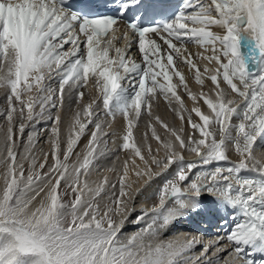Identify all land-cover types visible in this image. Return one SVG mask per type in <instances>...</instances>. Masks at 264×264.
Listing matches in <instances>:
<instances>
[{
  "label": "snow or ice",
  "instance_id": "1",
  "mask_svg": "<svg viewBox=\"0 0 264 264\" xmlns=\"http://www.w3.org/2000/svg\"><path fill=\"white\" fill-rule=\"evenodd\" d=\"M115 4L117 15L81 19L64 7V0H0V88L5 89L10 105L4 112L7 125L0 130V264H217L207 255L209 246L214 247L213 257L222 251L216 242L205 245L201 256L190 257L187 253L199 243L195 238L160 239L176 217L197 206L203 193L233 209V224L226 237L233 245L228 253L233 258L224 264H238L246 250L264 254V160L253 154L257 139L264 142V0H187L175 18L147 26L141 17L160 13L153 0H115ZM73 22L78 24L75 30ZM120 22L125 23V30L118 36ZM212 27L221 31L214 32ZM149 33L162 40L167 50L157 39H147ZM116 41L125 46L117 47ZM133 42L141 53L140 63L129 57ZM188 44L210 53H200L199 58L207 61L203 74L215 85V100L203 92H192L177 67L176 61L182 60L194 70L196 82L203 85L198 63L190 53L184 54ZM65 45L70 48L65 49ZM211 64L215 68L208 67ZM46 77L55 79L58 88L41 87ZM174 77L178 83H173ZM89 79L102 94L106 114L113 118L120 114L127 122L122 150H132L147 169L137 171V176L151 179L176 166L175 179L164 180L158 204L137 217L135 223L143 226L131 236L122 232L126 217L119 218L127 207L128 161L117 183L104 177L90 186L87 179L82 180L89 176L96 157L103 155L98 149L106 145L104 137L108 135L96 122V99L80 103ZM222 82L230 92L221 87ZM180 86L194 104L190 110L178 94ZM66 88L74 98L71 103L78 108L69 126L66 148L62 152L60 116L49 112L48 118L56 125L51 129L54 163L43 172L47 154L38 170L35 158L26 153L23 159H30V165L25 175L24 163L15 150L16 138L25 133L24 121H34L49 109L62 107ZM231 93L243 104L230 98ZM157 94L178 104L179 118L187 120L191 131L182 136L183 128L179 132L169 129L155 117L175 139L157 147L156 153L164 150L161 159L148 146L151 164L159 170L154 173L141 147L131 141L134 122L142 110L151 115V102ZM200 100L210 110L208 114L196 106ZM35 105L40 111L34 114ZM193 113L199 122L193 120ZM14 115L18 123L13 122ZM234 116L239 117V123L232 122ZM89 124L93 127L88 128ZM86 129L90 135L87 150L82 159L77 155L76 163L69 165L74 145ZM152 135L160 142L154 128ZM28 141L31 145V135ZM229 145L238 154V163L202 174L185 190L179 187L180 182L189 180L186 171L198 164L227 161ZM177 147L194 153L197 160L185 161ZM132 163L135 165L134 159ZM242 171H254L259 178L243 177ZM106 188L112 189L111 194ZM69 193L73 199L65 202ZM104 195L109 200L101 206L97 198ZM37 197L42 198L33 207ZM245 264L255 262L248 259Z\"/></svg>",
  "mask_w": 264,
  "mask_h": 264
},
{
  "label": "bare ground",
  "instance_id": "2",
  "mask_svg": "<svg viewBox=\"0 0 264 264\" xmlns=\"http://www.w3.org/2000/svg\"><path fill=\"white\" fill-rule=\"evenodd\" d=\"M180 4V7H181V11L183 10V6L184 4L187 2V0H177ZM208 0H201L202 3H207ZM189 11V10H188ZM73 27H74V30L78 28V24L77 22H73ZM117 27H119L120 31L117 33V35H122L124 30H125V24L124 23H119L117 25ZM212 31L214 32H220L221 30L219 28H216V27H212L211 29ZM129 38L131 39V33H129ZM157 39V42L161 44V47L162 49L164 50H167L166 49V45H164L163 41L160 40L159 38L157 37H154L151 33L148 35L147 39ZM175 42V41H174ZM116 46L117 47H124L125 44L123 41H116L115 42ZM191 45V46H190ZM179 46V45H178ZM187 47V52L184 53L185 55H188L189 53L191 54V56L193 57L194 61L197 62L199 64L200 61L202 62H205L204 64L206 65L207 64V61H204L202 59L199 58V54L200 53H204V49L202 47H198L196 45H192V44H188V46L186 45ZM128 53H129V57L131 59V61H135L137 63H140L141 60H142V56H141V53L138 51V48H137V45L135 44V42L132 43L131 47L128 49ZM114 51L112 53H110V55H114ZM205 55L207 54H210V53H204ZM134 56H136V59H134ZM137 60V61H136ZM181 62V64H180ZM176 64H177V67L180 71H182L185 75V78H186V81L188 84L192 83V76H194V70L190 71L189 68L187 66H185V64L183 63V61H180L179 59L176 61ZM200 65V64H199ZM202 65V64H201ZM212 65V68H214L215 64H211ZM209 65V66H211ZM181 66V67H179ZM204 67V66H203ZM202 74H203V69H202ZM123 74V73H122ZM204 75V81L207 82V85H208V88H207V96H209L210 98L212 99H216L215 97V85H213V83L207 79V75L206 74H203ZM192 77V78H191ZM175 78V77H174ZM178 79V78H177ZM191 79V80H190ZM195 79V78H194ZM54 81V79H53ZM174 81V80H173ZM46 82V78L43 82V84ZM177 82V81H176ZM43 84L41 85V87H43ZM89 85V83H88ZM88 85L85 87L87 88ZM92 86V84L90 85ZM125 87H128V84L125 83L124 84ZM221 87L225 89L226 92H230V89L227 87V85L225 83H221ZM83 88V89H85ZM92 88L94 89V87L92 86ZM195 87H193L194 89ZM200 88V87H199ZM181 89V88H180ZM196 89V88H195ZM184 90V89H183ZM199 90V89H198ZM201 90V89H200ZM34 91H36V89H34ZM192 91V90H191ZM196 91V90H195ZM202 91V90H201ZM99 92V90H98ZM179 92V91H178ZM195 93V92H194ZM197 93V92H196ZM38 94V93H37ZM233 95L235 93H232ZM236 95V94H235ZM237 96V95H236ZM232 97V95L230 96V98ZM73 98V97H72ZM233 98V97H232ZM237 99V98H236ZM240 98H238L237 100H239ZM165 100V99H164ZM186 100H187V104L192 107L194 105H192L193 103L190 102V99L188 97H186ZM102 103V102H101ZM168 103V102H167ZM241 103V101H240ZM155 104V103H154ZM171 104V103H170ZM169 104V105H170ZM160 105V104H159ZM167 105V104H166ZM174 105V104H172ZM199 105L201 107V110L203 112H205V114H208V112L210 111L208 108H207V105L203 102V100H201L199 102ZM242 105V104H241ZM1 106V105H0ZM97 106V105H96ZM153 106V105H152ZM156 107V105H154ZM164 106V105H163ZM176 106V105H175ZM171 107V106H170ZM169 107V108H170ZM177 107V106H176ZM101 109H104L103 108V105H100L98 107H96V112L97 113H100ZM154 109V108H153ZM173 109V108H172ZM50 110V109H49ZM1 111V109H0ZM40 111V108H39V105H35L34 106V114L35 113H38ZM153 113L157 112L158 113V110H152ZM155 111V112H154ZM163 111V110H162ZM161 111V112H162ZM156 113V114H157ZM166 113H168L166 111ZM187 113V112H186ZM160 114V113H159ZM154 115V114H153ZM177 115H179L177 113ZM159 116V115H158ZM169 116V115H168ZM187 116V114H186ZM44 117H47V114L42 117V119H36L34 121H31L32 124H28L29 126H32V131H33V134L31 133V137H32V142H31V145H29V141L27 142V144L24 146L23 150L21 151L20 153V156L18 157V160L20 162H23L25 164L28 163V165L25 166V173H27V169L29 168V165H30V159L25 161L23 158L25 156L26 153H30L31 154V157L35 158V160L37 159L38 157V154H39V150H40V147L42 146L41 143H43L42 141L44 140L45 138V131H48L46 130V128H44V131H41V127L44 126L49 123L47 119H43ZM166 117V116H164ZM147 118V117H146ZM49 119V118H48ZM65 119V118H64ZM162 119V118H161ZM180 119V118H178ZM238 119V118H237ZM68 120V121H67ZM66 121H64V131L65 133L69 131V126L71 124V120L67 119ZM166 120V118L164 119ZM193 120L196 121V122H199L198 118L197 117H194L193 116ZM239 121V120H238ZM165 123V121H163ZM168 123H170L171 125L169 126V129H175L177 130V132H179V130L181 128H184V132L181 134L182 136H185L184 133L187 131L188 129V134L190 133L191 129L189 128L188 126V122L187 120H185V124H183L182 122H180V120H176L174 119V123L170 122V117L169 119L167 120ZM166 122V123H167ZM237 122V121H236ZM44 124V125H43ZM126 120L121 116V115H116L115 118H112V119H108L106 121V129L110 131L113 130L114 133L117 134V140L116 141V144L117 142H120V140L122 141V137L123 135L125 134L126 132ZM147 122H143L142 119H139L138 121H135L134 122V126H133V143L135 142L137 144V146L141 147V150L142 151H145L149 145H152L155 143V138L153 137L152 135V130H150L149 128H147L146 126ZM160 125V124H159ZM28 126V127H29ZM102 126V125H101ZM184 126V127H183ZM43 128V127H42ZM103 128V127H102ZM103 132L105 131L104 128L102 129ZM159 130H163V128L161 129L159 126H158V129L157 131ZM157 131L155 130L156 134H157ZM166 131V130H165ZM109 132V131H108ZM145 133L147 134V137H145ZM167 133V137L164 139V140H167L169 138L171 139H175L174 137H171V134L170 132L166 131ZM111 134H112V131H111ZM187 134V135H188ZM52 136V135H51ZM89 138H90V135L89 133L88 134H84L83 136L80 137V139L78 140V144L76 146V149L73 151V154L72 156L70 157V160H69V165L73 164V163H76V158H77V155H79L81 157V159L83 158V155L85 154L86 150H87V145H88V141H89ZM219 138V137H218ZM163 140V141H164ZM81 141V142H79ZM121 143V142H120ZM119 143V144H120ZM158 143V142H157ZM177 145H178V142H175ZM122 144V143H121ZM258 144V143H257ZM111 145V144H110ZM158 145V144H157ZM122 146V145H121ZM160 145H158L159 147ZM43 147V146H42ZM113 147V146H112ZM117 147V146H116ZM101 148V147H100ZM115 148V146L113 147V149ZM157 148V147H156ZM116 149V148H115ZM262 149V148H261ZM101 150V149H100ZM177 151L181 152L182 150L183 151H187V156L186 157H189V156H193V158H195L194 156H196L194 153H191L189 152L188 150L186 149H179L177 147L176 149ZM107 151V150H106ZM124 151V150H123ZM130 151V150H129ZM128 151V152H129ZM161 153H164V150L163 148H161ZM182 151V152H183ZM258 151V148H257V145H254L253 146V153L255 155V152ZM111 152V151H110ZM127 152V151H126ZM144 153V152H143ZM108 154V153H107ZM124 154V153H123ZM122 154V155H123ZM147 156V155H146ZM228 156V160L227 161H231L233 160L234 162H231V163H237L239 161H236V159H239V156L238 154H229L227 155ZM121 160H120V163L122 164V166H124V162L125 161H128V176L125 180V183L128 184L129 186V189L126 190L127 192V195L129 196L128 197V204L127 207L125 208V211L123 213V216L122 217H119V218H125L126 217V220H125V224L122 228V232L125 234V231L127 232L128 230H130L131 228H136V226H140L141 224L139 223H135L136 221V217L134 216L136 214V212L139 210L138 207L139 206H136L135 205V199L136 197H138L139 194L141 193H145L146 195L148 194V197H153L155 195V193L157 192L156 189H157V184H158V187H159V184H160V180H157V179H149L147 176H144V175H141V176H137V171H140V172H146L147 169L144 167V164L143 162L140 160L139 157H134L132 155V150L129 152V153H125L123 156H121ZM259 157V156H258ZM102 158V157H101ZM192 158V157H190ZM234 158V159H232ZM135 160V165H133L132 163V160ZM259 159L261 160H264V156L263 158L259 157ZM146 160H149V164H150V158L146 159ZM41 161V160H40ZM39 161H37V168H39ZM97 165V164H96ZM108 164H106L105 166H107ZM226 165H230L229 162L223 164L222 166L220 167H225ZM138 166V167H137ZM108 167V166H107ZM120 167V166H119ZM151 167V166H150ZM228 167V166H226ZM95 168V167H94ZM101 168H104V167H101ZM100 168V169H101ZM123 168V167H122ZM93 169V168H92ZM121 169V167H120ZM122 170V169H121ZM0 171H2V169H0ZM196 171V170H195ZM205 171V170H203ZM122 172V171H121ZM192 172V171H191ZM194 173V172H193ZM205 173H207L205 171ZM92 174V173H91ZM89 175L87 178H83V179H87L90 186H95L96 184H99L100 182H102L103 178L104 177H107L109 179V181L111 182L112 180H110V177L112 175H110L108 173V171L104 170L102 173H93L92 175ZM199 174V173H198ZM204 174V173H202ZM27 175V174H26ZM122 175V173H120L119 177ZM193 174L191 173V175L189 176H192ZM200 175V174H199ZM241 176L243 177H255V178H259L257 173L254 172V171H242L240 173ZM194 176V175H193ZM196 176V175H195ZM200 177V176H198ZM194 177H192L193 179ZM82 179V180H83ZM112 179V177H111ZM139 179V180H138ZM195 180V179H194ZM190 181V180H189ZM180 188L182 186H184V184L181 185V182H180ZM109 189V188H108ZM184 189V188H183ZM182 189V190H183ZM140 197V196H139ZM201 198H198V201H197V206L195 208H191V209H188L186 212H188L189 214V217L190 218H186V214L182 215V216H178L176 217L172 222L171 224H169L167 226V230L168 232L167 235H170L168 237V240H174V239H191V238H200V241L202 242V239L205 240V243H206V239L208 237H212V238H215V241L217 240H220L219 242L221 241H227L226 237H227V234H228V231L231 229L232 227V224L230 226V228H227V227H223V226H220L219 224L220 223H217L216 226H214L216 228V232L214 233V228H211L213 224V221H214V217H217L218 214L220 213H224V214H228L229 216H232L233 214V209H231L230 207H228L225 203H223L222 201H220L218 198H216L215 196H211L209 193H203L201 196ZM42 197H37L36 201L33 202V207L35 206H38L39 204V201ZM107 198V197H106ZM143 198V197H142ZM67 199L65 198V201ZM99 200V199H98ZM105 200V199H104ZM103 200V201H104ZM107 200V199H106ZM125 200V199H124ZM126 200V201H127ZM138 200V199H137ZM138 201H141V200H138ZM143 201V200H142ZM144 202V201H143ZM170 202V201H169ZM172 203V201L170 202ZM101 204V203H100ZM158 204V202L156 203ZM142 204H140V207L143 208V206H141ZM151 207V206H150ZM147 208V207H146ZM144 209V208H143ZM212 209H215V211ZM145 210V209H144ZM147 210H149L147 208ZM140 211V210H139ZM204 212L208 215V218L206 219L208 221L207 223V226L209 227L210 230H212V235L208 236V234L210 232H208L207 234L206 233H203V231H199L197 229L193 230V228H202V226H205L204 223H201L202 221H205L204 219L201 220V215H203V213H199V212ZM142 212V210H141ZM185 212V213H186ZM142 214V213H141ZM140 214V215H141ZM232 214V215H231ZM139 215V214H138ZM137 216V214H136ZM186 219H190L191 221V224L189 225V223H185V220ZM232 219V217H231ZM188 222V221H187ZM189 225V226H187ZM186 228H190L192 230L188 231L186 230ZM132 230V229H131ZM134 231V230H132ZM163 234L164 231L162 232ZM214 233V234H213ZM166 235V236H167ZM225 238V239H224ZM167 240V239H166ZM209 240V239H208ZM211 240V239H210ZM217 240V241H218ZM210 242V241H209ZM209 242H207L209 244ZM204 243V242H203ZM206 244H202V245H198L196 244L194 248H192L188 253L187 255L190 256V257H199L201 256V253H202V247H204ZM221 246H227L226 243H222ZM210 247V246H209ZM229 247V245H228ZM233 247V245H232ZM226 248V247H225ZM231 248V247H230ZM222 250H224V248H221ZM210 253L212 252V249L210 248L209 249ZM209 251H208V256L211 254H209ZM214 251V250H213ZM225 251V250H224ZM222 255V251H220L219 253H217V256L215 257H211L213 258V261L214 260H217L218 258H220V256ZM219 260V259H218ZM241 262V260H240ZM242 264V262H241Z\"/></svg>",
  "mask_w": 264,
  "mask_h": 264
},
{
  "label": "rangeland",
  "instance_id": "3",
  "mask_svg": "<svg viewBox=\"0 0 264 264\" xmlns=\"http://www.w3.org/2000/svg\"><path fill=\"white\" fill-rule=\"evenodd\" d=\"M207 3H210V0H208L207 1ZM193 45V44H192ZM188 46V45H187ZM191 46V45H190ZM70 48V45H65V49H69ZM136 59V56H134V59L133 60H135ZM137 61V60H136ZM180 61H182V60H180ZM205 62H202V61H200L199 62V67H200V69H201V71H202V69L204 68L203 66H205V64H204ZM180 64H181V62H180ZM202 64V65H201ZM179 67H181V66H179ZM208 67H210V68H212V65L211 66H209L208 65ZM214 68H215V66H214ZM207 75V74H206ZM193 77V78H192ZM191 78H192V83H190V84H188V87H189V89H191L192 90V92H197V94H199V93H201V92H203V93H207V88H208V85H207V82L206 81H204V83H203V85H201V84H199V83H197L196 82V80L194 79V76H192ZM174 81H173V83H178V79L175 77L174 79H173ZM191 80V79H190ZM177 81V82H176ZM89 85H88V87L87 88H85V89H82V91H84V93H85V95H84V98H83V100L80 102L81 103V105H84V104H87L90 100H92L93 98H95L96 99V107H98V106H100V105H102V101H101V99H100V97H101V93H100V91L98 92V89H96V88H92V86H90L91 84H92V80L91 79H89ZM48 85H50L51 86V88L52 89H57L58 88V83L56 82V80L54 79V81H53V79L52 80H50V79H48L47 77H46V82L43 84V87H45V86H48ZM193 87H195L194 89H193ZM200 87V88H199ZM181 88V89H180ZM199 89V90H198ZM202 91H201V90ZM196 90V91H195ZM177 91H179L178 92V94L183 98V100H184V104H185V108L186 109H188V110H190L192 107H190L188 104H187V100H186V97H188L187 96V94H186V92L183 90V86H180L178 89H177ZM208 94V93H207ZM206 94V95H207ZM32 95H37V91H34L33 90V92H32ZM231 95H232V99H238V97L234 94H232L231 93ZM26 98V97H25ZM189 98V97H188ZM54 99H55V97H54ZM74 98H72V96H70L69 94H68V91H67V88L65 89V99H64V104H63V106L62 107H58V108H56V109H50V110H48V112H46L45 113V115L47 114V117H44L43 119H47V120H49L48 122L49 123H47L46 125H45V127L44 126H42L41 127V131H44V128H46V130H48V131H45L44 133H45V138H44V140L42 141L43 143H41L42 144V146L40 147V152H39V154H38V157H37V159H36V161H39V163H44V158H45V155L47 154V163H46V165H45V168L43 169V172H47L48 170H49V166L50 165H52L53 163H54V159H53V155H52V153H53V144H52V136L51 135H53L52 134V132H51V129H52V127H54V126H56L55 124H54V122L52 121V120H50V119H48V114H49V112H50V114L52 115V116H55V115H59L60 116V124H59V128H60V141H61V150H62V152H63V149H65L66 148V140H67V137H68V132H66L65 133V131H64V121H66L67 119H69V120H71L72 119V117H73V115L75 114V112L78 110V108H77V105L75 104V103H71V101L73 100ZM165 98H164V96H162V95H159V94H157V97H155L153 100H152V108H151V115H149V114H147L145 111H143L142 110V113H141V116H140V118L139 119H142L143 120V122H147V124H146V126H147V128H149L150 130H152L153 128L157 131V129H158V126L162 129L163 127L161 126V124L155 119V117H157L158 115V117H160V120L161 121H165V124H167L168 125V127L171 125L170 123H168L167 122V120L169 119V117H170V122H172V123H174V119H176V120H180V119H178L179 118V115H177V113L179 114V106H178V104H176L175 102H172L171 104L168 102V101H166V100H164ZM201 101V100H200ZM199 101V102H200ZM240 101H241V103H240ZM168 102V103H167ZM190 102H192L191 100H190ZM13 103L15 104V106L17 107V108H19L20 107V105H19V103L18 102H16V101H13ZM57 103L59 104V101L57 100ZM155 103V104H154ZM193 103V102H192ZM239 103L240 104H243V100L242 99H239ZM160 104V105H159ZM167 104V105H166ZM170 104V105H169ZM172 104H174V105H172ZM0 109H1V111H0V130H3V128L7 125V119H6V116L4 115V112L6 111V110H8V109H10V105L8 104V102H7V99H6V92H5V89H3V88H0ZM154 105H156V107L154 106ZM164 105V106H163ZM177 107H176V106ZM192 105H194V104H192ZM171 106V107H170ZM196 106H200L199 105V103H198V105H196ZM170 107V108H169ZM154 108V109H153ZM173 108V109H172ZM152 110H158V113L157 112H155V113H153V111ZM163 110V111H162ZM162 111V112H161ZM166 111L168 112V113H166ZM97 113V112H96ZM157 113V114H156ZM160 113V114H159ZM98 115H99V120L98 121H96V122H98V123H100L102 126L101 127H103L104 128V133H108V135L107 136H105L104 137V139L107 141V143H106V145H104V144H102L100 147V149L101 150H103V155H99V156H97L96 157V159H95V161H94V166L90 169V171H89V175L92 173H102L104 170H106V171H108V173L110 174V175H112L111 177H112V179H111V177H110V180H112L111 182L112 183H117L118 182V178H119V175H120V173H122L121 171V169H123L122 167V164L120 163V160H121V156H123L125 153H129L130 151L129 150H122V141L120 140V142H117V144H116V141H118L117 140V134L116 133H114V131L113 130H111L112 131V134H111V131H110V129L109 130H107L105 127H106V121L108 120V119H112L113 117L112 116H110V115H108V114H106V110L105 109H101V111H100V113H97ZM154 114V115H153ZM186 112L184 113V115L186 116ZM118 116L120 115V114H117ZM169 115V116H168ZM164 116H166V117H164ZM193 116L194 117H196L195 116V114L193 113ZM147 117V118H146ZM65 118V119H64ZM162 118V119H161ZM166 118V120H164ZM238 118V119H237ZM39 119H42V118H39ZM94 120H95V117L93 118ZM239 120V117H233V123L234 124H237V123H239L240 121H238ZM68 121V120H67ZM237 121V122H236ZM13 122L14 123H18V120H17V118L15 117V115H14V120H13ZM167 122V123H166ZM180 122H182L181 120H180ZM24 123H25V133H24V136L22 137V138H16V152L18 153V157L20 156V153H21V151L23 150V148H24V146L27 144V142H28V136L32 133L33 134V131H32V126H29L30 124H32V122L31 121H27V120H25L24 121ZM183 124H185V121H183L182 122ZM29 124V125H28ZM160 124V125H159ZM44 125V124H43ZM29 126V127H28ZM93 126L91 125V124H89L88 125V128H92ZM184 127V126H183ZM102 128V129H103ZM183 129H185V127L183 128ZM109 131V132H108ZM89 132H88V130L86 129L85 130V132L81 135V136H83L84 134H88ZM126 133V132H125ZM187 134H188V129H187V131L184 133V135L185 136H187ZM156 135H158L159 137H160V142H158V141H156L155 140V143L154 144H152V145H150L151 146V148H152V150H153V154L154 155H156L157 156V158L158 159H161V158H163L164 157V153H161V151L159 152V153H156V147H158V145H160V143H162L163 142V140L167 137V133H166V131H165V129L163 128V130H159V131H157V134ZM80 136V137H81ZM80 139V138H79ZM165 141V140H164ZM79 142H81V141H79ZM131 142H133V141H131ZM158 142V143H157ZM120 143V144H119ZM135 143V142H134ZM258 143V144H257ZM257 143H256V145H257V148H258V151H256L255 152V156H256V158L257 159H259V157H261V158H263V156H264V142H262L259 138L257 139ZM77 144H78V142H77ZM77 144L76 145H74V149H73V151L76 149V146H77ZM111 144V145H110ZM136 144V143H135ZM158 144V145H157ZM137 145V144H136ZM115 146V148L113 149V147ZM117 146V147H116ZM262 148V149H261ZM100 149H98V151H100ZM107 150V151H106ZM187 150V149H186ZM111 151V152H110ZM127 151V152H126ZM129 151V152H128ZM183 151V150H182ZM180 152V154L183 156V158H184V160L185 161H193V160H197V157L196 156H194L195 158H193V156H189V157H186L187 155V151H183V152ZM62 152H61V156H60V159H61V161H63V154H62ZM141 152H142V154L144 155V158L145 159H149L150 157L148 156V148L145 150V151H142L141 150ZM144 152V153H143ZM108 153V154H107ZM124 153V154H123ZM123 154V155H122ZM229 154H237L236 152H235V149H234V147L232 146V145H229V147H228V150H227V152H226V155H229ZM254 154V153H253ZM147 155V156H146ZM259 156V157H258ZM71 157V156H70ZM102 157V158H101ZM190 157H192V158H190ZM229 159V158H228ZM232 159H234V158H232ZM41 160V161H40ZM69 160H70V158H69ZM69 160L67 161V163H69ZM236 161H239V159H236ZM227 162H229L230 164H231V162H234L233 160H231V161H214L213 163H211V164H207V165H204V164H198L197 165V167L196 168H194V169H192V170H190V171H186V175H188V177H189V180L188 181H183V182H181V185L182 184H184V186H182L181 187V189H183V190H185L186 189V187H187V185H188V183H190L191 181H194V179L196 180L197 179V177L198 176H200V177H202V173H205V171L206 172H211L212 170H214L216 167H220V166H222L223 164H225V163H227ZM238 163V162H237ZM97 164V165H96ZM106 164H108L107 166H105ZM26 165H28V163L27 164H25L24 163V166H26ZM121 167V169H120V167ZM150 166H151V170H152V172H154V173H159V170L156 168V166L155 165H152L151 164V161H150ZM226 166H230V165H226ZM226 166L224 167V168H226ZM95 167V168H94ZM101 167H104V168H101ZM101 168V169H100ZM38 170H39V168H37ZM196 170V171H195ZM203 170H205V171H203ZM192 171V172H191ZM175 172H176V166L175 165H173V166H171L170 168H169V170L167 171V172H164V173H159V174H157V175H153L152 176V178H151V180H153L154 178L155 179H157V180H160V184H159V187H158V184H157V189H156V193H155V195L153 196V197H148V194L146 195L145 193H141V194H139L138 195V197H136V199H135V205L136 206H139L138 207V209L140 210H138L137 212H136V214H137V216H136V214L134 215L136 218L138 217V216H141L142 214H143V212H144V209H149V212L151 211V209L154 207V206H156L157 204V202H159V194H160V190H161V187H162V185L164 184V180L165 179H175ZM194 172V173H193ZM191 173L194 175H192V176H189V175H191ZM200 175H199V174ZM27 173H25V175H26ZM91 174V175H92ZM196 175V176H195ZM192 177H194L193 179H192ZM83 179V178H82ZM139 180V179H138ZM63 187H64V182L63 181H61V189H63ZM179 187H180V185H179ZM129 189V186H128V184H126L125 183V192H126V190H128ZM106 191L109 193V194H111V192H112V189H108V188H106ZM127 193V192H126ZM211 195V194H210ZM140 196V197H139ZM211 196H213V195H211ZM107 197V198H106ZM128 195L124 198L125 200V203L126 204H128ZM143 197V198H142ZM199 198H201V197H199ZM66 201L65 202H68V201H70V200H72L73 199V196H72V194L71 193H69L68 194V196L66 197ZM99 199V200H98ZM105 199V200H104ZM107 199V200H106ZM141 200V201H138V200ZM201 199H203V198H201ZM104 200V201H103ZM108 200H109V196L108 195H104L103 196V199H101V198H97V202L101 205V206H103V205H106L107 203H108ZM127 200V201H126ZM144 202H143V201ZM170 202H171V200H170ZM169 202V203H170ZM140 204H142L141 206H143V208L142 207H140ZM171 204V203H170ZM151 206V207H150ZM147 207V208H146ZM141 210H142V212H141ZM125 211V210H124ZM124 213V212H123ZM123 213L121 214V217L123 216ZM142 213V214H141ZM139 214V215H138ZM141 214V215H140ZM186 214V218H190L189 217V214H188V212H186L185 213ZM213 219H216V217H214ZM220 221V218H219V220H218V223H220L219 222ZM143 225L141 224L140 226H136V228H131L132 230H134V231H132L131 229L130 230H128L127 232L125 231V235L126 236H131L132 234H134L136 231H138L141 227H142ZM188 231H190V229L188 230ZM166 232H168V230H167V228L164 230V233L165 234H163V233H161V236H160V239L161 240H168V237L170 236V235H167V233ZM167 235V236H166ZM210 235H212V233L210 232L209 234H208V236H210ZM209 239V240H208ZM211 239V240H210ZM225 239V238H224ZM217 240H218V238H217ZM215 241V238H210V237H208L207 239H206V243H205V240L204 239H202V241L204 242V244H206V245H209L207 242H209V241H211V242H216V244L219 246V247H221V248H224V250H222V255L220 256V258H219V260L217 259V260H214V261H217V264H224V262L225 261H231L232 260V256H229V252H231L232 251V244L231 243H229V242H227V241H221V242H219L220 240H218V241ZM222 243H226L227 244V246H221V244ZM228 245H229V247H228ZM211 247V249H212V251L214 250V247H212V246H210ZM226 247V248H225ZM231 247V248H230ZM212 253V252H211ZM238 264H240V261L238 262Z\"/></svg>",
  "mask_w": 264,
  "mask_h": 264
}]
</instances>
